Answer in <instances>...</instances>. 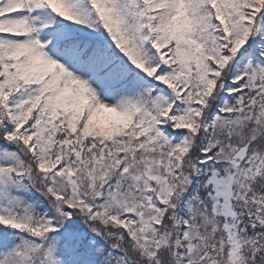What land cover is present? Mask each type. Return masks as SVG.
I'll use <instances>...</instances> for the list:
<instances>
[{
  "label": "snow or ice",
  "instance_id": "obj_1",
  "mask_svg": "<svg viewBox=\"0 0 264 264\" xmlns=\"http://www.w3.org/2000/svg\"><path fill=\"white\" fill-rule=\"evenodd\" d=\"M0 264H264V0H0Z\"/></svg>",
  "mask_w": 264,
  "mask_h": 264
}]
</instances>
